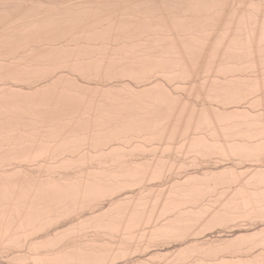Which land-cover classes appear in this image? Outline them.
Here are the masks:
<instances>
[{
    "label": "bare ground",
    "instance_id": "obj_1",
    "mask_svg": "<svg viewBox=\"0 0 264 264\" xmlns=\"http://www.w3.org/2000/svg\"><path fill=\"white\" fill-rule=\"evenodd\" d=\"M0 264H264V0H0Z\"/></svg>",
    "mask_w": 264,
    "mask_h": 264
},
{
    "label": "rangeland",
    "instance_id": "obj_2",
    "mask_svg": "<svg viewBox=\"0 0 264 264\" xmlns=\"http://www.w3.org/2000/svg\"><path fill=\"white\" fill-rule=\"evenodd\" d=\"M215 232H217V231H215ZM3 260L5 261V259H2L1 261H3ZM4 261H3V262H4Z\"/></svg>",
    "mask_w": 264,
    "mask_h": 264
}]
</instances>
